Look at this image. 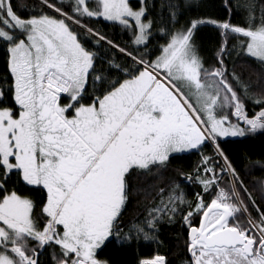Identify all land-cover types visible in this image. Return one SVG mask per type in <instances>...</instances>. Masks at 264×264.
<instances>
[{"label": "snow or ice", "instance_id": "snow-or-ice-1", "mask_svg": "<svg viewBox=\"0 0 264 264\" xmlns=\"http://www.w3.org/2000/svg\"><path fill=\"white\" fill-rule=\"evenodd\" d=\"M0 63V264H264V0H0Z\"/></svg>", "mask_w": 264, "mask_h": 264}, {"label": "trees", "instance_id": "trees-1", "mask_svg": "<svg viewBox=\"0 0 264 264\" xmlns=\"http://www.w3.org/2000/svg\"><path fill=\"white\" fill-rule=\"evenodd\" d=\"M205 38L207 39V36ZM2 71H3V64L0 63V72ZM262 145H264V140H260V139H256L254 144L250 145V147H252L256 153V156H254L253 159L258 158L259 153L261 151H264V147H262ZM197 159L198 157L192 156L190 159L185 160L184 164L186 166H189L191 164H194ZM238 166L244 169L246 179L249 180L250 185L258 181L261 177H264V172H262L258 168L249 169L248 166H246L243 162H240ZM105 255L116 259L117 261H119V264H131L135 253L130 250H119L116 247L111 246L106 250ZM180 255H182V253H179L175 245H173L170 251L171 258L174 261H178Z\"/></svg>", "mask_w": 264, "mask_h": 264}]
</instances>
